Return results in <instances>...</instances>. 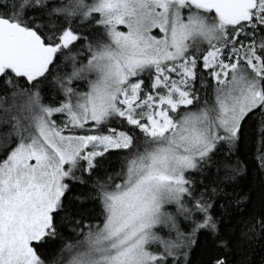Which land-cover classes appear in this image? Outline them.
I'll return each instance as SVG.
<instances>
[{"label":"snow or ice","instance_id":"1","mask_svg":"<svg viewBox=\"0 0 264 264\" xmlns=\"http://www.w3.org/2000/svg\"><path fill=\"white\" fill-rule=\"evenodd\" d=\"M249 168L264 0H0V264H264Z\"/></svg>","mask_w":264,"mask_h":264},{"label":"trees","instance_id":"2","mask_svg":"<svg viewBox=\"0 0 264 264\" xmlns=\"http://www.w3.org/2000/svg\"><path fill=\"white\" fill-rule=\"evenodd\" d=\"M244 152L250 155L247 147H245ZM113 164L118 167V164L115 160H113ZM235 192L238 195L247 198L245 201L247 206L245 207V204H241L240 209L237 210L236 206L233 205L231 210L233 215L232 223H235L240 218L241 213L246 216L254 208L258 210L261 197L264 195V186L261 185V181L256 176L255 172L249 168L248 171L237 177L235 182ZM89 208H91L90 202L81 206L83 211H87ZM253 247L255 248L256 252L259 253L261 248L264 247V238H258ZM190 259L191 264H205L207 259V251L202 246H196L193 248Z\"/></svg>","mask_w":264,"mask_h":264}]
</instances>
